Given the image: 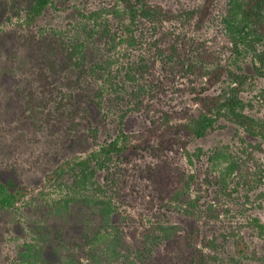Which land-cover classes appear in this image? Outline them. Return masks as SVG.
Listing matches in <instances>:
<instances>
[{
    "label": "rangeland",
    "instance_id": "rangeland-1",
    "mask_svg": "<svg viewBox=\"0 0 264 264\" xmlns=\"http://www.w3.org/2000/svg\"><path fill=\"white\" fill-rule=\"evenodd\" d=\"M148 1L175 15L164 26L188 37L194 53L203 57L198 64L225 65L242 75L245 112L260 124L222 120L202 138L185 136L187 150L201 149V154L189 165L184 148L177 146L173 154L177 172H167L171 182L165 194L152 188L146 171L116 170L117 181L110 190L116 205L111 224L103 221L92 197L64 206L68 189L60 186L61 181L48 182L62 163L85 157L115 137L123 111L124 130L135 135L134 143L151 125V118L161 117V109H181L172 121H183L186 109L196 111L200 105L194 98L208 85L209 76L172 72L165 77L169 72L159 68L156 73L165 78L164 92L156 82L155 93L149 96L126 77V68L139 53H125L129 47L119 43L126 34L116 28L112 0H54L32 23H26L25 15L34 0H0V183L13 180L28 192L17 208L0 209V264L21 263L26 246L34 257L41 253L55 264H264V66L248 44L233 50L224 25L227 0L212 3L201 24H197L200 12L190 23L191 17L185 21L181 16L205 0ZM106 17L116 33L114 46L107 44L109 35L87 38L93 28L104 29ZM76 39L93 43L87 48L85 70L66 55ZM109 65L113 72L121 71L117 79L126 87L119 89L114 103L104 97L100 112L97 89ZM98 66L103 69L92 72ZM223 79L230 81L225 75ZM225 84L213 91L218 93ZM143 96L152 107L134 104ZM216 151L225 156L214 160ZM137 156L132 162L145 168L148 152ZM185 171L196 175L191 197H200L188 212L167 203ZM139 176L147 188L132 184ZM98 179L102 181V176ZM158 224L178 225L180 230L169 243L153 248L158 235L152 229Z\"/></svg>",
    "mask_w": 264,
    "mask_h": 264
},
{
    "label": "trees",
    "instance_id": "trees-1",
    "mask_svg": "<svg viewBox=\"0 0 264 264\" xmlns=\"http://www.w3.org/2000/svg\"><path fill=\"white\" fill-rule=\"evenodd\" d=\"M112 1L113 5L110 11L116 20L115 23L117 22L116 28H121L126 34V36L118 38L119 43L129 47L125 53L132 55L131 52L135 50L139 53L134 55L137 59H132L125 71L126 77L133 85L139 86V90L147 91L149 96H153L154 87L158 82L159 87L164 92L165 78L163 81L156 73L159 68L164 72H169L165 77L171 76L172 72H183L182 74L187 73V75L197 73L202 78L209 76V79L208 85L197 90V95L194 98L200 105L196 111L186 109L184 118L181 119L183 121H172L178 116L181 109H174V111L161 109V117L158 120L151 118V125L144 129L143 136L139 138L137 143H134L135 135L124 130L127 113L123 111L120 116L121 128L115 137L100 144L85 157L66 160L59 167V170L54 171L48 177V182L61 181L60 186L68 189L64 206L68 207L73 200L83 201L85 198L92 197L103 221L108 224H111L110 222L113 220L116 206L110 195L111 187L115 186L117 181L116 177L114 178L116 170H120L121 173L146 171L149 174V183H151L152 188L160 193L164 191L163 194H165L169 191L171 182L170 178H167V172H177L173 157L177 146L180 145L184 148L183 157L189 165H193V159L198 158L201 154V149H198L197 152L187 150L185 136L193 135L202 138L222 120L236 122L242 126L249 121L253 125L260 124V121L248 116L245 112L246 103L240 97L244 84L242 75L225 65L217 64L209 68L198 64L201 59L203 60V57L194 53V48L191 46L188 37L175 35L164 26L166 21L176 18L173 13L165 10L160 4L151 3L148 0ZM215 1L205 0L202 6L186 11L181 17H185V21L191 17L188 21L190 23V20L200 12L201 16L197 19V24H201L208 19L212 3ZM53 2L54 0H34L25 15L26 23H32L42 16ZM94 22V25L97 26V19H94ZM224 25L226 34L234 44L233 50L237 51L241 45L248 44L254 50L255 57L259 59L261 66H264V0H227ZM102 26L104 29L100 32L93 28L94 31L87 38L91 40L95 34L99 33L101 37L109 35L111 41L107 44L116 45V33H112V23L108 17L103 19ZM26 30L31 37L34 36L30 26L27 25ZM21 37L23 36L21 35ZM89 39L71 41L66 51V55L72 63L82 64V70L88 68L86 67L87 48H89L90 43L93 44ZM142 49L146 51L143 52ZM102 69L99 66L93 67L92 72L98 73ZM257 69L259 70L258 67ZM119 72L121 74L119 70L113 72L110 65L104 68V74L101 77L102 82L99 83V89H97L99 90L97 95L102 97L96 104L98 111H102L104 104L102 99L104 97L109 103H114L115 95L119 89L125 90V81L118 82L117 74ZM200 72L203 73L200 74ZM224 75L230 81L226 82L223 79ZM45 78L47 79L46 76ZM223 83H226V86L221 87V91L215 93L213 91L215 87L217 85L223 86ZM134 104L136 106L144 105L146 108L147 106L152 107L150 101L146 102L144 96L138 98ZM154 109L157 111L158 107L155 106ZM144 152H148L150 160L145 168H140L138 161L132 162V160L138 158L137 154L141 155ZM224 156L223 151H216L213 154L214 160ZM122 161L126 163L122 165ZM230 163L234 165L236 162L230 160ZM185 172L180 175L179 183L171 191L167 203L175 208L181 207L188 212L189 209L193 210L197 207L200 197L193 199L190 195L196 175L193 172ZM100 175L102 181L98 179ZM143 181L142 176H139L138 179L134 178L132 184L138 186L143 183L141 187L147 188L146 181ZM27 194L28 192L13 180L0 183V209L12 210L17 208L18 204L25 200ZM179 230L178 225H156L152 231L157 232L158 237L153 242V248L169 243L173 237L171 235H178ZM32 252L33 250L26 246V250L21 253L22 261L19 264H55L47 262L41 253L34 257Z\"/></svg>",
    "mask_w": 264,
    "mask_h": 264
}]
</instances>
